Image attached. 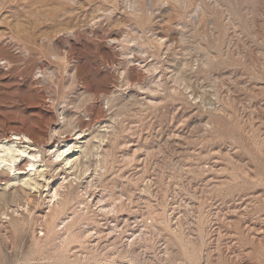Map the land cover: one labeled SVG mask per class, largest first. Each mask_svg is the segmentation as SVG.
I'll return each instance as SVG.
<instances>
[{
  "label": "rangeland",
  "instance_id": "rangeland-1",
  "mask_svg": "<svg viewBox=\"0 0 264 264\" xmlns=\"http://www.w3.org/2000/svg\"><path fill=\"white\" fill-rule=\"evenodd\" d=\"M5 140L0 264H264V0H0Z\"/></svg>",
  "mask_w": 264,
  "mask_h": 264
},
{
  "label": "bare ground",
  "instance_id": "bare-ground-1",
  "mask_svg": "<svg viewBox=\"0 0 264 264\" xmlns=\"http://www.w3.org/2000/svg\"><path fill=\"white\" fill-rule=\"evenodd\" d=\"M23 136V135H22ZM27 137V136H25ZM28 138V137H27ZM21 139V137H20ZM11 140V139H10ZM14 140V139H13ZM101 141V140H100ZM15 144V142H14ZM14 144L12 142H10L9 140H5V141H1L0 142V168L1 167H6L7 169H13L15 164L17 162H19V160L23 157L25 150L22 148H18L15 147ZM65 148V147H64ZM61 149V148H60ZM72 149V148H71ZM67 150L66 149H61V150H57L55 157L58 159L59 157H62L64 154H66ZM35 153V152H34ZM55 153V152H54ZM69 154V153H68ZM73 154V153H71ZM26 156V155H25ZM54 157V158H55ZM68 157V156H67ZM29 158V157H28ZM36 158V157H35ZM32 159V158H31ZM30 159V160H31ZM33 160V159H32ZM36 160V159H35ZM33 160V161H35ZM66 163H69V159L66 158ZM31 162V161H30ZM35 163V162H34ZM16 167V166H15ZM32 169V168H31ZM41 173V172H40ZM30 175V174H29ZM21 178V177H20ZM16 180V179H15ZM20 180V179H18ZM22 183H24V185H27L31 188V190L35 189L37 187V183L35 181V179L31 178V177H24L21 179ZM9 182V181H8ZM39 183V182H38ZM54 189V188H53ZM59 195L58 191L56 189H54L51 193H50V197L51 199H56L57 196ZM50 201V200H49ZM53 201V200H52ZM64 206V205H63ZM63 208V207H62ZM59 212L62 209H58ZM53 216V215H51ZM51 218V217H50ZM56 216L51 220L50 223H55V219ZM50 220V219H49Z\"/></svg>",
  "mask_w": 264,
  "mask_h": 264
}]
</instances>
